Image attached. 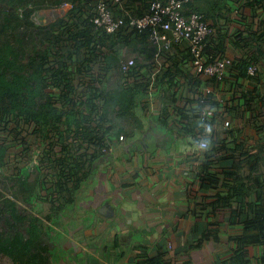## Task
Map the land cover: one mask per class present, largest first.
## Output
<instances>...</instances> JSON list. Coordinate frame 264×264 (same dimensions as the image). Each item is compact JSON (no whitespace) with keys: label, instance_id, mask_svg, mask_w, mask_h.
I'll list each match as a JSON object with an SVG mask.
<instances>
[{"label":"crops","instance_id":"crops-1","mask_svg":"<svg viewBox=\"0 0 264 264\" xmlns=\"http://www.w3.org/2000/svg\"><path fill=\"white\" fill-rule=\"evenodd\" d=\"M131 1L137 11L148 6L147 0ZM227 1L228 10L218 7L208 18L217 25L215 39L225 38L223 52L233 60L242 55L254 60L256 53H263L260 49L264 51V5ZM216 44L215 40L211 48ZM130 54H137L141 62L127 78L143 92L137 98L136 118L122 115L113 103L104 107L109 112L108 121L101 122L108 128L106 145L100 149L86 144V154L95 159L86 163L81 184L64 197L63 207L70 214L61 215L62 222L53 230L66 232L70 239L60 246L66 256L59 251L49 264H264V241L249 244L242 255L235 240L253 216L257 193L240 196L233 188L238 182L226 175L238 163L242 178L251 183L248 174L258 161L242 154L264 151V55L253 61L260 68L257 77L242 76L233 65L220 83L200 77L202 83L196 86L195 68L180 58L173 63L174 51L172 63L159 74L150 94L152 59L147 61L134 48ZM124 81L121 77V85ZM206 86L213 88L206 95H212L208 103L218 110L213 121L203 123L204 104L197 95ZM213 97L224 102L218 105ZM226 119L232 122L230 128L224 126ZM118 131L125 134L124 140ZM199 134L210 141L207 150L199 147ZM260 164L263 170L254 178H264V163ZM74 208L78 217L71 214ZM58 215L55 222L60 221Z\"/></svg>","mask_w":264,"mask_h":264},{"label":"trees","instance_id":"trees-1","mask_svg":"<svg viewBox=\"0 0 264 264\" xmlns=\"http://www.w3.org/2000/svg\"><path fill=\"white\" fill-rule=\"evenodd\" d=\"M63 1L65 0H0V119L10 115L16 121L34 123L35 131L42 133L45 128L50 129L62 143L61 153L56 156L53 163V167L58 170V178L54 181L53 193H50L53 196L51 209L43 215L42 209L39 212L32 210L34 214L29 225L25 227L26 232L21 226L26 216L18 207L17 199L4 194L0 196L2 205H5L9 215L6 218L9 229L0 232V256L8 255L13 264H49L50 260L57 257V254L51 252L55 245L45 227L49 223L50 226L60 223L59 220L57 222L53 220L58 213L56 205L63 208L66 202L64 197H69L86 177V163L95 159V156L90 158L86 154V144L96 145L100 149L106 145L107 140L104 136L108 128L101 122L108 121L109 112L107 107H104L113 103L119 107L122 115L136 118L134 110L137 98L143 92L138 85L129 84L127 78L130 74H135L141 62L136 63L129 75L122 73L119 67L120 50L124 46H129L139 52L142 51L147 61L154 56L155 49L149 40V29L120 30L112 34L102 31L99 34L87 17L89 9L93 7V0H74L78 4L66 15L48 24L36 23L34 14L38 9L51 8ZM128 3L134 8L133 1L130 0ZM249 4L256 5L257 8L259 4L264 5V0L253 2L250 0ZM229 5L227 0H190L185 5V13L196 11L209 18L214 15L216 8L228 10ZM148 8L146 6L144 10ZM142 11L139 9L136 13ZM215 40L217 44L215 49L210 46L211 51L225 54L223 52L225 38L217 40L212 37L210 43L213 44ZM237 40L242 38L237 37ZM177 50L183 53L178 55ZM174 51L175 64L179 62V58L181 60L191 58L187 45L175 46ZM259 52L263 53H256L254 60L243 55L239 61L233 60L229 69L233 65L238 66L241 75H247L248 65L262 59L263 49ZM99 56H103L106 63L102 68H108L105 72L109 73L111 69L125 78L119 88H107L96 83L86 84V80L82 78L85 75L87 77L92 75L90 72L92 69L86 67ZM172 72L168 68L167 74L170 75ZM78 78L82 86L77 84ZM91 78L94 79V76ZM196 78V86H199L202 81L199 76ZM207 78L213 79L212 81L216 83L225 80V78L219 80L215 76ZM76 97H88L84 110L80 106L81 99ZM99 104L104 108L101 113ZM111 125L108 127L114 126L113 123ZM120 132L118 131L119 134ZM70 139L72 141H69ZM5 145L0 144L1 164L7 154ZM242 155L246 158L250 155L258 161L248 174L251 183L242 178L238 163L226 171V175L232 176L233 180L238 182L233 188L241 194L240 196L248 195L252 190L257 193L258 202H253V216L245 220L243 233L235 237L239 246L238 253L244 255L246 246L264 241V178L260 176L254 178L255 172L263 170L260 163H264V151L261 150L257 155L248 152ZM208 177L211 178V175ZM38 179L39 176L36 180ZM36 180L29 181L28 175L25 174L18 177L16 193L33 208L38 206L42 208L38 203L39 199L36 198L38 197L36 189L40 184ZM50 243L53 246H50ZM154 259L158 260L160 256Z\"/></svg>","mask_w":264,"mask_h":264},{"label":"built area","instance_id":"built-area-1","mask_svg":"<svg viewBox=\"0 0 264 264\" xmlns=\"http://www.w3.org/2000/svg\"><path fill=\"white\" fill-rule=\"evenodd\" d=\"M189 1L147 0L149 8L143 10L142 13H136L137 8L128 7L126 0H93V7L89 9L87 17H89L90 22L99 34L102 31L112 34L120 30L149 29V40L155 49L151 60L148 86L149 92L152 94L159 74L172 63L171 54L175 46L184 43L187 45L191 52V58L186 61L191 62L199 77L215 76L217 79L222 80L227 77L229 66L233 62L231 55L216 53L215 50L211 51L210 46H212V43H210V39L217 36V25L202 13L196 11L185 13V5ZM77 4L78 2L74 0H65L57 6L38 9L34 16L37 17L38 13L44 10L48 15H50L49 13H57L61 17L71 11ZM117 9L123 13L118 14ZM96 60L99 62V67L106 65L103 56H99ZM94 61L88 63L86 68H91L96 72L97 81L95 83L100 84L99 79L108 68H103L100 71L95 66ZM138 61L139 56L137 54H122L119 61L122 73L129 75L128 73L131 72ZM111 71L113 70L110 69ZM259 72L260 68L257 63L248 65L247 74L249 77H255ZM89 82L86 80V84ZM212 91L213 88L206 86L203 92L197 95V97H202L201 101L204 104L200 114L203 123L213 121L218 110L214 104L208 103L209 97H206ZM215 100L218 105L224 102L223 99L216 98ZM99 106L101 107L100 104ZM100 109H103V107ZM224 126L230 128L232 122L226 119ZM199 136L198 143L200 145L206 138H203L202 134H199ZM119 139L124 140L125 134L121 133ZM168 247L173 248L171 242H169Z\"/></svg>","mask_w":264,"mask_h":264},{"label":"rangeland","instance_id":"rangeland-1","mask_svg":"<svg viewBox=\"0 0 264 264\" xmlns=\"http://www.w3.org/2000/svg\"><path fill=\"white\" fill-rule=\"evenodd\" d=\"M49 14L50 15L45 13L44 10L40 11L37 17H35L36 23L40 25L48 24L59 18V14L57 13ZM120 52L121 55H128L130 54L129 52H132V47L124 46L121 48ZM93 61L94 60L90 62ZM94 64L100 71L103 70L102 67H99V62H97L96 59ZM90 72L92 74L91 76H94V79L91 78V76L87 77L86 75L82 78L90 81L89 83H95L97 81L96 72L93 70ZM112 73L106 75L102 74V77L99 79V85L115 87L120 84L121 86V77L123 78V76L114 72L113 77L111 76ZM79 78L81 79V77ZM79 78L77 79V84L82 86ZM81 86L79 87V90L81 89ZM76 98L79 100L81 99V101H79L80 106L84 110L88 97ZM34 127V123L29 124L24 123L23 121H16L11 118L10 115L2 120L0 119V144L5 143V147L7 148L6 160L4 159L2 164L0 163V196L4 194L17 199L16 202L18 207L23 210V214L26 216V220L21 224L24 232H26L25 227L29 225V221L33 217L34 212L32 210L39 212V210L42 209L44 213H47L51 209V204L53 202L51 199L53 196H51L50 193H53L52 187L55 183L54 181L58 178V170L53 167V163L56 156H58L62 150V143L57 140V136L53 131L45 128L41 133L35 131ZM69 141L72 140L70 139ZM24 174L28 175L29 181L31 182H34L38 176L40 177V179L36 180L38 184L40 182L39 186L37 184L38 189H36V192L38 191V197L36 198L39 199L38 203H40L43 208H40L39 206L33 208L29 203H26L22 199L21 195H17L16 190L18 187L16 186V180ZM56 207V212L60 214L58 215L59 218L62 214L66 215L69 213L67 207L62 208L59 205H56ZM71 214L76 217L78 215L77 208H74L71 211ZM8 216L5 205H2V200H0V232H5L9 229L8 221H6ZM61 222L60 219V223ZM50 225L51 223L45 228L50 235V239L52 238V243L55 245V247L53 246L51 248V252L58 254L60 251L62 256H66L64 246L63 248H60L59 246L63 245L64 242H67L70 239L66 232H57L56 234H53L52 229H55L56 224L53 226ZM52 243H50V246H52ZM0 264H13V261L8 255L1 254Z\"/></svg>","mask_w":264,"mask_h":264},{"label":"clouds","instance_id":"clouds-1","mask_svg":"<svg viewBox=\"0 0 264 264\" xmlns=\"http://www.w3.org/2000/svg\"><path fill=\"white\" fill-rule=\"evenodd\" d=\"M205 131H206L207 133H210V132H211V127H210V126L207 127V128L205 129ZM209 146H210V141L207 140V139H205L204 141H202V142L200 143V145H199V147H200L201 149H203V150H207Z\"/></svg>","mask_w":264,"mask_h":264}]
</instances>
